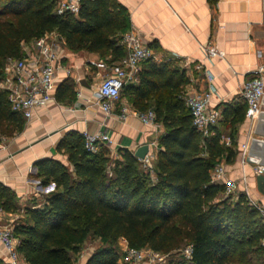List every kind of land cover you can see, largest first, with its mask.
I'll return each instance as SVG.
<instances>
[{
    "label": "trees",
    "instance_id": "1",
    "mask_svg": "<svg viewBox=\"0 0 264 264\" xmlns=\"http://www.w3.org/2000/svg\"><path fill=\"white\" fill-rule=\"evenodd\" d=\"M55 2L0 0V79L6 59L21 57L24 44L52 31L73 51L100 56L122 52L120 40L129 19L116 0H79L77 13L64 14L56 13ZM188 81L184 69L147 59L138 81L121 91L135 110L152 109L155 122L164 128L150 167L125 148L115 157L103 144L90 152L82 134L73 131L57 146L68 166L50 158L35 163L42 186L53 183L54 189L42 205L26 207L13 227L17 251L27 264H72L89 238L101 246L85 264H118L121 237L128 247L168 255L167 264H231L237 250L243 255L264 252V217L243 191L225 196L224 184L210 178L217 163L236 158L233 133L246 105L226 104L221 110L218 123H226L229 145L220 141L218 123L213 134L204 136L185 105ZM23 120L0 90L1 129H19ZM0 207L17 209L15 194L1 183ZM187 245L192 249L189 258L181 254Z\"/></svg>",
    "mask_w": 264,
    "mask_h": 264
},
{
    "label": "crops",
    "instance_id": "2",
    "mask_svg": "<svg viewBox=\"0 0 264 264\" xmlns=\"http://www.w3.org/2000/svg\"><path fill=\"white\" fill-rule=\"evenodd\" d=\"M116 1L128 14L127 31L133 30L142 43L152 49V61L171 63L185 70L189 81L183 88L184 93H200L211 85L209 108L222 110L226 104L241 106L243 102L238 93L245 76L254 69L264 68V0ZM51 34L60 43L51 99L44 106L36 107L32 116L23 120L21 128L5 132L0 127V183L13 191L17 207L15 211L3 209L0 225L14 227L23 219L26 207L42 205L45 196L53 191V183L47 186L40 183L35 163L50 158L68 166L67 156L57 148L66 133H104L111 142L103 145L115 157L118 149L134 153L143 144L148 145L147 154L154 156L158 137L164 131L156 122L143 124L135 113L119 118L125 98L114 106L110 115L98 105L95 93L99 82L110 67L126 55L123 45L119 55L108 52L100 56L87 50L73 51L55 31ZM210 48L222 54L210 56ZM197 64L202 68L197 69ZM204 70L214 76L212 84L206 81ZM218 124L221 134L227 135L226 123ZM233 137L237 151L235 160L232 163L220 161L226 177L237 182L239 191L246 188L250 197L264 206V194L254 178L257 162L264 156V98L261 116L255 121L244 116L243 121L236 124ZM242 144L247 145L244 160L240 154ZM119 245L126 247V240L121 237ZM7 257L0 242V260L6 264ZM18 264H27L21 254Z\"/></svg>",
    "mask_w": 264,
    "mask_h": 264
},
{
    "label": "built area",
    "instance_id": "3",
    "mask_svg": "<svg viewBox=\"0 0 264 264\" xmlns=\"http://www.w3.org/2000/svg\"><path fill=\"white\" fill-rule=\"evenodd\" d=\"M79 0H56L55 11L57 14L77 13ZM121 45L126 49V55L116 64L110 67V71L104 74L96 90V97L100 109L110 115L114 106L122 101L121 91L127 83L138 81V74L142 63L153 57L150 47L143 44L133 30L125 32L120 40ZM21 57H11L6 59L3 67V75L0 79V90L6 93L7 101L11 111L20 114L25 120L32 116L36 107L44 106L51 99V92L54 87L57 62L60 58L59 45L49 41L47 36H41L22 47ZM210 56L221 55V52L214 48L208 50ZM105 68L103 64H99ZM197 69H201V64H197ZM263 67H259L249 72L245 76L239 89V99L245 103V117L250 121H255L262 111V101L264 98ZM206 81L212 84L214 76L209 71H203ZM213 93V87L202 92L184 93L185 105L188 107L193 126L204 136L213 134V127L217 125L222 117L221 110L209 108L208 104ZM135 113L140 121L145 125L155 123V113L152 109L137 111L127 102H122L119 118L125 119L129 114ZM85 148L90 152H95L99 145H109L111 139L104 133L82 132ZM220 141L229 145L230 138L221 135ZM247 145L242 144L240 154L244 160ZM154 156L146 154L144 165L151 166ZM261 168L258 166L256 172ZM211 182L224 184L225 196L235 195L239 192L237 182L226 177L224 165L217 163L210 172ZM249 203L258 209L264 217V206L250 197L248 190H243ZM4 213L0 207V215ZM0 242L4 245L8 257L6 264H18L19 253L17 251L18 240L13 233V225H0ZM260 246L264 248V237L260 240ZM191 245L185 246L181 254L186 258L191 255ZM164 255L149 248L136 249L126 246L121 256L124 264H162Z\"/></svg>",
    "mask_w": 264,
    "mask_h": 264
},
{
    "label": "rangeland",
    "instance_id": "4",
    "mask_svg": "<svg viewBox=\"0 0 264 264\" xmlns=\"http://www.w3.org/2000/svg\"><path fill=\"white\" fill-rule=\"evenodd\" d=\"M45 36H47L49 41H53L58 44V42L53 38L51 32L46 33ZM233 197H235V195ZM99 246H101V243L99 242V240L94 239V238H89L84 243V245L81 247L80 253L75 257L72 264H83L84 261L87 260L88 257L92 254V252ZM116 247L120 255L124 252L126 248V247H122L119 245V240L117 242ZM164 256L165 257H164V261L162 264H167L169 256L168 255H164ZM229 260L231 264H264V252L248 251L247 253L243 255L241 254L240 251L237 250L235 253H233L230 256ZM117 262L118 264H124L121 257L118 259ZM140 264H146V263L142 262Z\"/></svg>",
    "mask_w": 264,
    "mask_h": 264
},
{
    "label": "water",
    "instance_id": "5",
    "mask_svg": "<svg viewBox=\"0 0 264 264\" xmlns=\"http://www.w3.org/2000/svg\"><path fill=\"white\" fill-rule=\"evenodd\" d=\"M262 72L264 73V68H262ZM261 114L259 115V117ZM148 153V145L143 144L138 146L134 151V156H136L138 159L143 160ZM257 165L261 168L259 173H256L254 178L256 181V185L258 189L264 194V156H262L261 161L257 162ZM157 264V263H153Z\"/></svg>",
    "mask_w": 264,
    "mask_h": 264
}]
</instances>
